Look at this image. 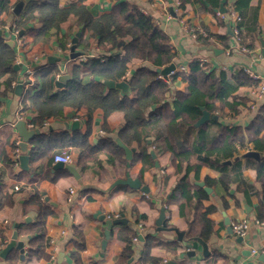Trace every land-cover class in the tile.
<instances>
[{"label": "crops", "instance_id": "obj_1", "mask_svg": "<svg viewBox=\"0 0 264 264\" xmlns=\"http://www.w3.org/2000/svg\"><path fill=\"white\" fill-rule=\"evenodd\" d=\"M18 1L0 0L3 2L0 7V29L5 40H13L18 76L26 79V82L21 79L19 94L15 91L16 79L11 82L12 89L6 90L0 98V245L5 246L19 225L25 226L42 219L45 242L39 252L27 254L29 236L17 233V239L24 241L25 251L23 258L19 256L18 264H54L60 252L59 264H72L71 251L79 253L81 264H119L117 257L125 242L119 239L117 233L123 224L128 223L138 235L132 244L129 259L120 264H165L168 261L175 264H264V221L255 222L258 197L254 192L259 189L260 183L255 179V169L243 157L247 150L241 152L240 158L243 164L241 177L251 193L248 201L242 191L237 189V181L230 182L227 188L219 182L208 185L205 177L217 179L220 175L213 167L201 165L197 175L189 172L188 179L193 188L200 181L203 189L205 186L211 189L210 192L204 189L208 196L201 203L202 211L213 207L207 216L213 221L214 230L211 238L205 241L209 254L202 255L199 245L190 254L185 245L187 241L175 237V229L183 231L184 238L193 210L181 215L178 198H170L178 174L171 165L169 152L156 153L153 146H149L147 151H153L154 157L152 164L147 165L145 159L137 155L139 147L136 142L128 145L122 142L129 148L133 147L127 166L124 150V163L119 160L110 163L104 152L95 151L96 144L102 139L111 137L116 141L118 138L117 132L124 122L121 111L113 110L104 116L100 108H95L88 118L85 109L65 106L61 115L48 117L40 125L27 122L25 116L35 115L36 111L23 108L22 97L25 91L32 94L40 89L39 71L53 65L58 71L62 67V73L69 75L71 65H80L81 61L77 57H69L71 39L77 32L75 50L84 51L87 58L98 57L103 60L105 54H122L123 50L98 47L87 30H82L77 24V16L73 13H69L59 23L58 29L52 28L47 39L34 40L23 29L21 34L18 30V37L15 38L8 27L29 3L24 2L15 14L13 9ZM117 1L121 0H57L60 7H67L71 3L83 7L93 18L109 12ZM125 1L149 14L168 35L177 53L172 60L176 71L180 70L179 67L185 70L192 60L201 59L209 69L224 70L229 75L239 69H249L264 78V0H250L242 14L234 10L239 17L234 20L217 15L218 6L212 7L201 0H185L182 4L179 3L182 0ZM234 1L226 0L225 7L232 6L234 9ZM39 24L35 19L28 25ZM234 27L238 29L237 35L233 34ZM79 39L87 44H77ZM60 43L65 44V47ZM60 54L63 56L60 57ZM149 64L148 61L133 59L128 63L126 75L141 65ZM27 69H31L30 74L26 73ZM79 77L83 83L105 80L89 71L80 72ZM6 78L7 75H4L1 81ZM184 85L185 82L177 77L171 90L183 89ZM60 87L54 83L53 90ZM255 88L256 85L240 87L236 96L245 104L240 105L237 114L225 111L219 119L242 128L246 126L255 112V108L249 106L250 103L260 101L254 95ZM0 89H3V85ZM115 89L119 94H124L120 89ZM125 93L131 94L128 86ZM17 119L25 120L28 128L35 129L27 141L26 168H19L18 159H14L16 148L20 153L19 136L13 126ZM63 150L71 154L70 165L75 168L77 176L65 167L54 166V154ZM31 153L32 160L29 158ZM126 173L131 178H138L148 191L143 192L140 188L118 182L125 178ZM36 195L39 197L37 206L31 201V197ZM161 209L163 219L157 222ZM44 212L46 214L42 215ZM101 215L105 219L122 217L125 220L111 226L110 236L104 244L105 221L100 218ZM244 217L250 221L247 238L237 242L238 236L227 231L225 220L230 223ZM146 236L151 243L149 255L155 261L139 260ZM50 240H53L56 249L49 243ZM166 242L172 243L175 252L165 246ZM0 264L9 263L0 257Z\"/></svg>", "mask_w": 264, "mask_h": 264}, {"label": "trees", "instance_id": "obj_2", "mask_svg": "<svg viewBox=\"0 0 264 264\" xmlns=\"http://www.w3.org/2000/svg\"><path fill=\"white\" fill-rule=\"evenodd\" d=\"M201 1L212 7L219 4V0ZM249 1L235 0L234 10L242 14ZM184 2L182 0L179 3ZM1 6L3 2H0ZM69 13L77 16V24L82 30H87L98 47L106 50L122 49L123 53H108L103 60L93 57L82 60L80 65H71L68 69L69 78L56 91L53 88L57 79V67L51 65L40 70V89L32 94L25 91L22 97V107L36 111L35 115L25 116L27 122L40 125L48 117L61 115L65 106L85 109L88 118L95 108H100L104 116L113 110L121 111L124 122L117 136L127 145L136 142L139 147L137 155L143 157L147 165L153 162L147 151L149 146H153L156 153L169 152L171 165L178 174L170 198H178L181 215L193 210V216L184 232L186 239L200 237L207 241L214 233L213 221L207 216L213 207L202 211L201 200L208 196L207 192L200 185L193 188L188 179L189 172L197 175L201 165L213 167L220 175L217 179L205 177L208 185L219 182L227 188L230 182L237 181V189L242 191L248 201L251 193L241 177L243 164L240 154L249 148L256 150L260 154L259 159L252 161L249 156L243 157L255 169V179L260 183L259 189L254 192L258 197L255 219L264 221V99L258 102L251 120L243 128L223 123L219 119L225 111L232 115L237 114L240 105L245 102L238 99L236 91L243 86H255L258 80L253 79L243 69L229 75L224 70L209 69L199 60H192L185 70H177L167 77L160 76L156 68L172 62L177 53L170 44L168 35L152 17L125 0L117 1L109 12L96 18L73 3L60 7L57 0H31L15 17L14 24L18 30L23 29L24 33L31 34L34 40H44L49 37L52 28L58 29L59 23ZM35 19L40 23L39 26H29ZM80 42L87 44L81 39L77 44ZM60 45L65 47L63 43ZM14 57V48L5 43V36L0 34V88L3 85L0 98L6 90L12 89L11 82L18 77V70L14 68ZM133 59L148 61L150 64L141 65L130 75H126L128 63ZM82 71H89L102 79L124 80L131 94L121 95L115 88H106L101 80L83 83L79 77ZM4 75L7 78L2 82ZM177 77L185 82L184 88L172 91L171 85ZM22 80L26 82L25 78ZM202 109L207 110L210 117L195 124ZM103 128L106 129V126L103 125ZM95 147L96 152L107 155L110 163L115 160L124 163L123 149L111 137L102 139ZM30 156L32 160L33 154ZM38 198L37 195L31 197L36 206L39 203ZM45 214L46 212L42 215ZM24 225L17 227V233L29 236L27 254L39 252L45 242L42 219ZM117 235L125 242L117 257V263L120 264L126 262L132 254L133 236L138 235V232L125 223ZM165 246L175 252L171 242H166ZM150 247V240L146 236L139 257L141 262L155 261L149 255ZM69 255L72 264H81L77 251H71ZM5 260L9 264L19 263L16 248L6 254Z\"/></svg>", "mask_w": 264, "mask_h": 264}, {"label": "water", "instance_id": "obj_3", "mask_svg": "<svg viewBox=\"0 0 264 264\" xmlns=\"http://www.w3.org/2000/svg\"><path fill=\"white\" fill-rule=\"evenodd\" d=\"M31 0H19L13 9V12L15 14H17L20 10V8L22 7L24 2H30ZM225 2L226 0H219V4L218 7L216 8V10H218L219 12H226L227 8L225 7ZM22 33V30L19 31V34ZM0 34H2V30L0 29ZM79 35V32L76 33V35L74 37H72L71 39V46H70V51H69V57L70 58H76L79 55L84 54V51H77L75 50V42L77 39V36ZM5 43H7L10 47H13V40L12 39H6ZM63 55L60 54V57H62ZM175 64L173 62H170L167 65H164L160 68H156V70L159 72V74H161L164 77L168 76V73L170 72V70L174 69ZM14 68L17 69L18 65L14 64ZM69 78V75L67 73H61L56 81L55 84L57 86H62L63 81L65 79ZM21 76H18L17 78V83L15 85V91L17 94L20 93L21 87H22V83H21ZM103 83L108 87V88H118L120 89L123 93H125L127 91V83L124 80L121 81H114L112 79H105L103 81ZM210 117V114L207 110L202 109V114L200 116V118L196 121L195 124H199L205 120H207ZM213 118H216V115H213ZM13 126L17 131V134L19 136V146H20V153L17 156V159L19 161V168H26L27 167V160H28V155L26 152V146H27V141L29 140V138L32 137L33 133H35V129L33 128H28L26 125L25 120L23 119H17L14 120L13 122ZM116 142L118 143V145L120 147H122V149L124 150L125 153V158L127 159L126 161V165L129 166V160L131 159V152L133 151V147H127L126 145H124L118 138L116 139ZM150 154L152 157H154V152L150 151ZM243 156H249V157H253L254 159H259V153L256 150H247L246 152L243 153ZM226 162H229L228 160ZM156 164V162H155ZM55 167H65L66 169H68L72 174H74L75 176H77V172L75 170V168L70 165V164H63L62 162H55L54 164ZM118 182L129 185L130 187L133 188H140V190H142L143 192H147L148 189L145 185H142L140 183V180L138 178H131L129 176L128 173H126V176L124 179H119ZM199 185H202V182H196ZM204 189L207 192H210L211 189L210 187H204ZM100 218L104 219L105 221V227H104V238L102 240V244L105 243L106 239L110 236V231H111V226L113 224L116 223H123L125 220L122 217H118V218H104L103 215L100 216ZM163 219V209H161V214L159 215V218L157 220V222H160ZM226 224H227V231L229 233H231V228L229 226V222L227 221V219L225 220ZM175 237H177L179 240H185L187 241L185 243V245L188 247V251L187 253L193 254L196 250V248L198 247V245L201 248V252L202 255H207L209 254V250L207 248V243L201 239L200 237H193L191 239H186L183 238V231H178L175 229ZM244 238H247V235H245L244 237L238 236L237 237V242H241ZM213 241V239H212ZM24 241L21 239H17V232L16 230L13 231L11 238L9 239V241L5 244L4 247H2V249L0 250V257L1 258H5L6 254L13 248L18 249L19 253H20V258H23V255L25 253L24 251ZM246 252L249 253L248 250H246ZM61 252L59 253V259L57 260L56 263L54 264H59V261L61 260ZM165 264H175L173 261H168Z\"/></svg>", "mask_w": 264, "mask_h": 264}, {"label": "built area", "instance_id": "obj_4", "mask_svg": "<svg viewBox=\"0 0 264 264\" xmlns=\"http://www.w3.org/2000/svg\"><path fill=\"white\" fill-rule=\"evenodd\" d=\"M216 13L217 15H220L222 18L223 17H226V18H229L231 20H234V19H237L239 18L237 15H236V12L234 11L233 7L230 6L229 8H227L226 12H219L218 10H216ZM8 29L11 31L12 35L15 36V38L18 37V29L15 27V24H11ZM233 30V34L234 35H237L238 34V29L236 27L232 28ZM203 35H205L206 33L202 32ZM86 55L85 54H82V55H79L77 56V60L78 61H82L84 59H86ZM201 62H203L201 59H197ZM180 70L184 69L183 67H179ZM176 71V68L174 67V69L170 70V72L168 73L169 74H172ZM246 73L251 76L253 79H256L258 80V84L256 85V88L254 90V95L256 97L257 100H262L263 97H264V78H261L258 74L254 73L253 71L249 70V69H245ZM63 72V68L61 67V69H59L58 73H57V77ZM26 73L27 74H30L31 73V69H27L26 70ZM160 76H162L161 74H159ZM257 101L256 102H251L250 103V107L251 108H256L257 106ZM18 153H19V149L16 148L14 150V159L17 158L18 156ZM53 160L55 162H62L63 164H70L71 163V160H72V157H71V154L66 151V150H63L59 153H56L54 154L53 156ZM110 217V216H108ZM255 222L258 223L259 221L257 219H255ZM229 226L231 228V233H233L234 235L236 236H241V237H244L248 230H249V226H250V221L249 219L247 218H239V219H234L232 221H230L229 223ZM140 233V231H139ZM137 239V235L133 236V240H136ZM53 248L56 249V246L53 242V240H50L49 242ZM2 248V245H0V250ZM262 251L264 252V249H262ZM236 264H240V263H236Z\"/></svg>", "mask_w": 264, "mask_h": 264}]
</instances>
